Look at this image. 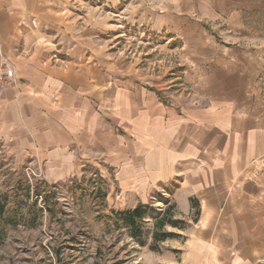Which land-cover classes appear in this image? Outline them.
Masks as SVG:
<instances>
[{
    "label": "crops",
    "instance_id": "0c3cea01",
    "mask_svg": "<svg viewBox=\"0 0 264 264\" xmlns=\"http://www.w3.org/2000/svg\"><path fill=\"white\" fill-rule=\"evenodd\" d=\"M73 1L0 0V143L50 182L97 168L120 208L147 204L163 189L180 211L198 208L181 264H260L264 60L246 19L263 3L135 0V15L122 8L204 64L189 92L171 94L138 73L115 83L103 69L117 67L96 38L112 22ZM83 11L89 27L80 24ZM197 32L210 38L209 51ZM54 51L71 61L57 63Z\"/></svg>",
    "mask_w": 264,
    "mask_h": 264
},
{
    "label": "rangeland",
    "instance_id": "374dc122",
    "mask_svg": "<svg viewBox=\"0 0 264 264\" xmlns=\"http://www.w3.org/2000/svg\"><path fill=\"white\" fill-rule=\"evenodd\" d=\"M99 1L75 3L87 11L96 9L112 22V29L98 32L96 38L117 68L103 71L115 83H123L122 76L138 73L148 86L171 94L189 92L194 75L204 66L193 52L181 42L176 45L168 35L129 20V14L136 13V7L129 5L135 0H128L127 6L114 0L96 7ZM259 1L264 5V0ZM122 8L129 9V14ZM86 12H81L83 26L88 21ZM246 28L248 39L261 47L264 60V9L247 17ZM197 34L209 51L208 35ZM51 58L57 63L71 61L69 55L58 51ZM258 84L264 95V66ZM160 95L163 98L162 92ZM36 169L27 159H14L0 143V264H181L198 208L180 211L169 190L163 189L144 204L143 217L131 223L125 212L136 207H118L114 184L97 168L54 182L45 180ZM171 220L178 224H170Z\"/></svg>",
    "mask_w": 264,
    "mask_h": 264
},
{
    "label": "trees",
    "instance_id": "16d2710c",
    "mask_svg": "<svg viewBox=\"0 0 264 264\" xmlns=\"http://www.w3.org/2000/svg\"><path fill=\"white\" fill-rule=\"evenodd\" d=\"M145 212H146V207H144V205L143 206L141 205L132 210H127L125 212V216L129 219L131 223H133L136 218H142ZM169 222L172 225L178 224V221L175 220H171Z\"/></svg>",
    "mask_w": 264,
    "mask_h": 264
},
{
    "label": "built area",
    "instance_id": "2783aa9c",
    "mask_svg": "<svg viewBox=\"0 0 264 264\" xmlns=\"http://www.w3.org/2000/svg\"><path fill=\"white\" fill-rule=\"evenodd\" d=\"M4 76H5V75H4V73H3V70L0 68V82H1V83H3V82L5 81V80H4ZM28 170L30 171V168H28ZM93 176H94V178L92 177L93 180H94L93 182L95 183V182L97 181V180L95 179V177H97V174L94 173Z\"/></svg>",
    "mask_w": 264,
    "mask_h": 264
}]
</instances>
